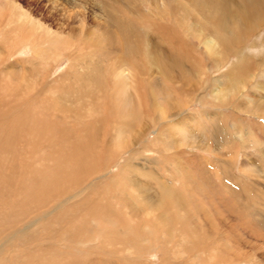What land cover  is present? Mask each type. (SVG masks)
<instances>
[{"label": "bare ground", "instance_id": "obj_1", "mask_svg": "<svg viewBox=\"0 0 264 264\" xmlns=\"http://www.w3.org/2000/svg\"><path fill=\"white\" fill-rule=\"evenodd\" d=\"M15 1L0 0V264L245 258L264 191L189 146H212L206 119L245 150L264 140V128L236 116L264 117V96L243 94L264 60L245 48L264 25V0H52L27 11ZM23 48L30 56L12 59ZM194 101L231 106L236 118L182 115ZM147 243L157 261L144 258Z\"/></svg>", "mask_w": 264, "mask_h": 264}, {"label": "rangeland", "instance_id": "obj_2", "mask_svg": "<svg viewBox=\"0 0 264 264\" xmlns=\"http://www.w3.org/2000/svg\"><path fill=\"white\" fill-rule=\"evenodd\" d=\"M36 1L37 0H16L13 5L15 8L20 7L24 11H27V9H29V8L33 9L36 5H38V4L40 5V3L43 4V6H44V4L46 6H48L50 4L49 5L50 7L52 4V0H38L37 2ZM55 1H56L55 2V5H56L57 3L59 4L62 0H55ZM135 1L139 2L140 0H135ZM44 10H46V9H44ZM41 17L42 16H32V17L31 16H25L24 18L26 20H29L32 18L34 21L37 20L38 22H40L42 24L43 20H41ZM60 18H61V16H60ZM52 21H53L52 22L53 24L59 23L60 22L59 16H56ZM45 24H46V26L47 25H49L50 27L53 26V24H50V22L48 23V21H46L42 25L45 26ZM263 38H264V25L261 27V29L259 31L250 34L248 36V38L246 39L247 44L245 43L246 44L245 48H246L247 53L255 55V56H261L264 59V45L260 44L261 40ZM252 42H257L256 47H254V48L251 47ZM29 56H30L29 50L27 48H23L22 50H18L16 52H14L12 59H15V60L17 59V61H19V60H22L23 58H25V57L27 58ZM235 59H236V56H234V55L229 56L226 64L222 67L221 70L226 69L228 67V65L232 64L233 61H235ZM66 65H67V59L66 58L62 59V61H59L56 64V67L53 69V75L60 73L66 67ZM196 65L200 69H201V67H203V64H201V63H197ZM183 67L185 70L187 69V65L184 64ZM248 70H250V72L248 71V75L251 72H252V74H250V80H248L245 83V87L243 89V91H244L243 94L244 95H253V96L256 95V97L264 96V94H262L264 92L258 88V86H261L262 83L264 84V60L262 61V63L259 64V66L252 65ZM220 72L221 71H215L214 75H218ZM186 74H187V71L185 72V76H186ZM189 79L191 80L192 78L189 77ZM190 80H188V82ZM204 94H206L205 91H204ZM210 105L211 104H208V103L202 105L199 102L194 101L191 104L186 106L182 115H186V114L188 115L191 113L196 114L197 112H199V113L200 112H208L210 115V118H211V116H213L211 119H214L215 116H223V117L227 116L226 118L232 119V120H234L237 116L239 118V120H242L243 123L248 125V126H254L258 129L264 128V117L260 116L259 113L253 114L252 112L243 111V112H239L238 115L235 116L234 115V108L231 106H219V107H217V106H212V105L210 106ZM232 105L234 106L236 104L232 103ZM171 119L176 120V119H179V117L178 118H171ZM212 121H214V120H212ZM201 122L204 124L203 125L204 126L203 132L206 134L207 137H209L212 146H210L204 150L200 149L198 147L196 148L193 146H189V150L193 151L195 153H198L200 155L204 154L205 155L204 157L209 156L211 159H214L212 157L223 159L224 161L227 162L225 167H226L228 176L229 177L231 176L230 178L235 177L236 179L241 181L240 183H244V181H246V183H248V184L253 183L252 185L255 188L259 189L260 191H264V172H263L264 157L262 156V154L260 152L264 148V140L262 139L261 135L259 137H257L259 139V141H256V143L253 144V147H247L249 150L248 149L245 150V148L243 149L242 147H240L239 144L237 142H235L234 140H232L230 137H225V135H223V133L216 131L215 128H213V125H215V124H214V122L211 123L210 119H209V121H208V119H206V121L202 120ZM154 129L155 128H152L147 132L146 138H144L143 143L149 144L148 140H151V138L155 135ZM139 147H140V144H138V145L136 144V147H134V148H137L141 152H142V150H143V152L145 151L144 149L141 150ZM151 147L152 146L150 145L149 148H151ZM258 149H261V150L256 152L255 150H258ZM145 153L148 157H155L156 156L154 151L148 150ZM254 153H258L259 156H256ZM217 154L218 155L220 154V155L218 156ZM125 156H127V152L125 155L124 154L121 155L119 157V160H123V158ZM248 157L249 158L252 157L251 158V160L253 162L252 166L249 164L245 165V160ZM119 160L112 163L113 166L111 167L112 170L110 169V172H113L117 169L118 163L121 162ZM242 168L244 169V171H242ZM247 176H248V178H247ZM262 188H263V190H262ZM16 191H15V193H16ZM13 196H14L13 197V199H14L15 194ZM221 196H225V194L221 193ZM258 198H259V200L257 202L258 205H256L257 206L256 209H258V210L255 212V215L256 216L259 215L260 218L264 219V210H263L264 206H261L262 205L261 203H264L263 202L264 200L262 199L263 196H258ZM205 201L209 202L210 200L206 198ZM232 220H234V217H232ZM260 226H261V228H260L261 231L259 230L258 232H256L255 235H252L251 238L247 236V239H249V241L251 243L249 245H247V247H244V250L247 251V253H248V254H246V257L243 259H239L238 260L239 262H237V263L234 262L232 264H256L255 262H257V261H262L263 263H261V264H264V260L261 259V255L264 254V223H261ZM248 232H249V230H248ZM249 234H250V232H249ZM243 235L245 237L246 234L243 232ZM240 247H242V246H240ZM150 248L151 247L149 246V243H147V245L144 248H142V250L146 251V252H144V254L145 255L147 254L146 256L144 255V258L146 257L150 261L151 260L157 261L158 256H159V252L157 251L158 249L150 252ZM201 254H203V253L201 252ZM211 264H213V262H211Z\"/></svg>", "mask_w": 264, "mask_h": 264}]
</instances>
